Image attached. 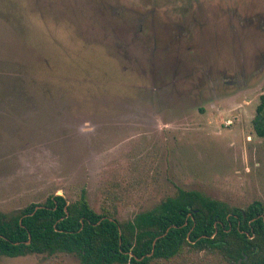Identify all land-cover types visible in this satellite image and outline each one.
<instances>
[{"label":"rangeland","instance_id":"374dc122","mask_svg":"<svg viewBox=\"0 0 264 264\" xmlns=\"http://www.w3.org/2000/svg\"><path fill=\"white\" fill-rule=\"evenodd\" d=\"M263 94L264 0H0V211L82 189L121 223L177 188L264 206Z\"/></svg>","mask_w":264,"mask_h":264},{"label":"trees","instance_id":"16d2710c","mask_svg":"<svg viewBox=\"0 0 264 264\" xmlns=\"http://www.w3.org/2000/svg\"><path fill=\"white\" fill-rule=\"evenodd\" d=\"M264 137V94L252 120ZM189 247L215 252L233 264H264V206L231 208L200 192L177 188L157 206L121 223L96 213L85 190L73 201L51 195L17 213L0 211V256L65 253L80 264H150Z\"/></svg>","mask_w":264,"mask_h":264},{"label":"water","instance_id":"95a60500","mask_svg":"<svg viewBox=\"0 0 264 264\" xmlns=\"http://www.w3.org/2000/svg\"><path fill=\"white\" fill-rule=\"evenodd\" d=\"M239 263H240V261H239Z\"/></svg>","mask_w":264,"mask_h":264}]
</instances>
